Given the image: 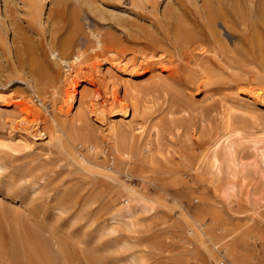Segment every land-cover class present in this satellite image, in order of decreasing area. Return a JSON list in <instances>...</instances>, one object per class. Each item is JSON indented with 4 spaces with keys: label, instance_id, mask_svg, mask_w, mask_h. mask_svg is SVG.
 Here are the masks:
<instances>
[{
    "label": "rangeland",
    "instance_id": "obj_1",
    "mask_svg": "<svg viewBox=\"0 0 264 264\" xmlns=\"http://www.w3.org/2000/svg\"><path fill=\"white\" fill-rule=\"evenodd\" d=\"M201 2L202 0H45L43 13L40 15L32 11L29 0H0V264H46V260L47 263L50 261L59 264L58 258L59 261L66 260L63 261L64 264H102V261L104 264H131L129 259L133 251L144 255L146 250L148 255H152V260L165 261L163 255L167 252L163 253L162 249L175 254L174 259L170 260L171 264H183L180 251L185 249L183 237L188 235L184 218L192 219L196 209L205 206L202 196L205 190L201 187L204 182L200 180V169H195L205 146H198L194 140L193 142L191 134L167 131L162 137L163 154H157L152 160L145 157V154L138 155L135 163V170L138 168V172L136 170L134 178L122 173L120 181L115 180V184L112 178H105L107 176L102 170L108 164V157L98 152L91 155V159L97 160L99 166L82 165L77 155L82 151L86 153V149H81L80 146L70 148L71 145L64 136L71 131V125L67 121L80 108L78 105L82 98L88 101L90 107L82 111L85 122L77 124V127H84V131L94 140L100 139L96 140L101 142V146L107 138L110 121L119 124L131 119V116H124L120 108L131 103L133 96L140 100L142 107L134 123L142 122L145 126L143 134L142 128L134 130L137 145L139 141L144 142L154 122L161 121L170 127L171 118L180 116L176 112L168 114L172 109V93L161 91L157 96H152L143 92V83L152 80V73L157 71L168 74L169 70H162L163 63L173 68L169 72L180 74V62H170L172 58L167 54V58L153 57L147 62L142 58L141 50L145 47L142 43L146 40L144 35L149 28L161 30L160 21L167 20L163 17V12L177 14L184 10L193 13ZM249 5L256 6L252 2ZM74 17L78 18V27L74 25ZM219 26L225 30L221 22ZM74 28L81 32L78 40L88 48L94 45L91 32H100L109 45L107 47L121 52L123 60H110L103 52L101 54L106 57H94V49L89 48L86 52L89 58L79 69L80 74L73 76V87H69L66 78L70 75L65 68L50 60L52 57L48 55V44L50 39L56 41V38L60 40L69 36ZM246 42L248 45L249 41ZM244 47L246 61L242 75L246 79L233 82L232 88L219 90L209 102L216 104V109L209 115L211 123L219 122V112L225 108L235 132L237 155L244 164L243 171L239 173L242 182L239 199L227 203L223 198L213 195L211 190H206L205 193H210L208 196L213 198V202L230 213L229 220L232 224L252 231L247 241L240 244V249L249 252L250 256L252 253L251 264H264V205L261 206L264 200V171L261 170L259 153L263 143L255 142L264 137V94L263 99L261 96V99L257 97L258 86L264 85V62L253 58L251 46ZM32 49L35 51L32 52ZM35 54L39 56V63ZM160 59L165 62L160 63ZM97 61L102 64L101 72L92 66ZM45 68L49 70L48 73ZM145 69L146 73L140 72ZM136 71L142 74H136ZM187 71L190 73L187 74ZM49 72H52L50 74L53 78H58L61 91L69 87L71 93H75L76 100L71 112L66 113V108H58L66 104L64 97L60 95L54 105L52 98L46 104H41L33 88L21 79L25 77L31 82L33 79L45 81V78L47 80L48 76L51 77ZM183 74L196 76L191 69H186ZM74 80L78 82L75 83ZM114 92L119 106L109 104L114 99ZM98 93H102V98L97 101ZM193 93L200 106L204 93ZM106 98V104H98ZM19 101L30 105L32 110L42 111L40 118H36L34 114H26L22 111L23 106L13 104ZM201 110L202 108H198L192 114L197 116ZM49 116L57 119L63 137L53 138L47 134L41 138L29 137V145L15 139L20 136L13 128L15 124H32L35 125L33 130L39 132L47 129ZM2 143L10 144L11 147H5ZM168 149L171 153L167 152ZM151 162L155 165H151ZM90 169L100 170L93 172ZM141 172L142 176H139ZM121 182H128V185L136 186L141 191L148 189L163 198L159 218H156L157 222L155 221L152 230L146 226L137 230L117 226L115 232L108 231L111 225L108 218L117 207L123 192L118 185ZM12 220L20 233L16 230L17 233L14 234ZM24 224L31 226L26 225L31 230L29 234L23 231L26 230ZM31 233L37 241L34 244H31ZM41 233L45 238H42ZM14 238L23 239L22 242H17ZM38 239L58 240L54 245L57 253L55 260L50 256L46 257L42 251L47 258L45 260L38 247ZM153 240L160 251L153 250L158 249L157 244L151 249L152 252L146 247H150L149 243ZM35 244L37 245L34 246ZM132 244L140 246L136 248ZM16 247L19 248L16 250ZM33 247H37L38 251ZM219 257V264L227 263L220 254Z\"/></svg>",
    "mask_w": 264,
    "mask_h": 264
},
{
    "label": "bare ground",
    "instance_id": "obj_2",
    "mask_svg": "<svg viewBox=\"0 0 264 264\" xmlns=\"http://www.w3.org/2000/svg\"><path fill=\"white\" fill-rule=\"evenodd\" d=\"M29 1L32 11L42 15L45 0ZM142 1L149 2L151 0ZM249 1L252 2L253 5L255 3L256 6L254 5V7H251V5H249ZM163 17L167 18V20L166 22H163V20L160 21V25H162L161 30H151L149 28L148 33L144 35L146 40L144 39L145 41L142 43V45L145 44L143 45L145 47L141 50L142 58L148 62V59L150 58L159 56L165 58L167 54L169 55V58H172L170 62H180V65H178L180 66V74L173 73V71L169 72L173 68L168 67L166 63H163L165 60L160 59L159 62L163 63L162 70H169L168 74L164 75L162 74V71L152 73L153 79L143 83V92L151 94L152 96H157L158 92L162 91L168 93V91H170L173 95V102L170 106L172 109L168 111V114L172 115L176 112L180 116L177 118H171L170 123L172 125L170 127L161 121L154 122L150 131L147 133L144 142L142 143L141 141L142 145L140 141L137 145L134 130L142 128L141 133L143 134L145 132V126L142 122L134 123L135 118L140 115L142 107L140 100L133 96L131 98V103L121 106L122 108L119 107L122 110V114L124 116H131V119L127 122L123 121L119 124L114 121H110L108 124L107 138L103 140L104 145L101 146V142L99 141L100 143H98L96 140L98 138H95L94 140L87 132L84 131V127H77V124L85 122L84 112L82 111L84 109L88 110V107H90L88 101L82 98L79 100L78 106H80V108L69 119L70 121H67L69 122V126L71 125V131H66L68 133L66 135L64 134V137L66 138L65 140L71 145L70 148L80 146L81 149H86V153L83 151L81 153L79 151L81 154L77 155L81 164L83 163L89 167L99 166L100 164L96 162L97 160L95 161V159H91V155L93 156V154H97L98 152H101L105 157H108V164L102 167L104 168L102 169L104 170L103 173L107 176L104 177L112 178L113 181H120L122 173L134 178L135 172L138 169L136 168L135 170V163L136 159H138V155L145 154V157L152 160L157 154L162 153V137L166 135L167 131L170 133L181 134L184 132V134H191L192 141L194 140L198 146H205L204 152L200 155L199 162L195 168L196 170L200 169V180L204 182L201 187L205 190V192L206 190H211L213 195L223 198L227 203L228 201L232 202L234 200H238L242 183L239 179V173L243 171L244 164L240 161L237 155L236 141L234 139L235 132L231 127V120L229 119L227 112H225V108L219 112V122L217 124L211 123L209 115L216 109V104H209V102L214 99V96L219 90L232 88L234 84L233 82H238L245 78V75H242L244 74L242 68L244 67L246 61V48L244 46H251V55L253 58L264 62V0H202L200 7L193 13L184 12V10H181L180 13L177 14H173L172 12H163ZM219 22L224 25L225 30L219 26ZM74 25L79 26L77 17H74ZM78 30V28H74L72 32H69V36H67V34V37H61L62 39L60 40H57L56 38V41H51L50 39L48 44V55L49 57H52L50 60H52V62L54 61L56 65L65 68L70 75L66 78L68 80L67 83L69 87H73L74 77H77L80 74L79 69L89 58H87L86 54L89 48L94 49V57L100 58L102 55L101 53L103 52L105 55L107 54L110 60H119V62L123 60L121 52L115 48L107 47L109 45L105 43V39L102 37L100 32L92 31L91 35L93 36L94 45L89 48L84 47L85 43L82 44L83 42L78 40L79 35L81 34ZM140 39V41H142V38ZM246 40L249 41L248 45ZM33 51L35 50L32 49V52ZM43 53L45 54V52ZM103 56L104 54L101 57ZM140 56L141 55H139V57ZM35 57L38 61L39 56H36L35 54ZM139 65H141V67L144 66L143 64ZM92 66L101 72L100 67L102 64L100 62H94ZM186 69L193 70V73L196 76H193V74H191L192 76H185L183 71H186ZM35 70L37 69L35 68ZM46 71L48 73L49 70L46 69ZM42 72L43 75H45L44 71ZM140 72L144 74L147 72V69ZM140 72L136 71L135 73L142 74ZM152 72H154V70H152ZM47 73L46 75H48ZM50 73L52 72H49V75H51ZM186 73L189 74L190 72L187 71ZM21 79L25 80V82L33 88V91L36 93L41 104H46V101L52 98L54 105V102L57 101L60 95L64 97L63 100L65 101L66 106L60 105L58 108L60 110H65L66 108V113L72 111L73 103L76 100L75 93H71V88L69 87H67L64 91H61L58 87V78H53L51 75V77L48 76L47 80L45 78V81H40L39 79H35L34 81L33 79L32 82L31 80L28 81L25 77ZM129 79H131V77H129ZM74 82L77 83L78 80H74ZM74 91H76V89H74ZM195 91H201L204 93L203 100L200 101L202 102L200 106L198 105L199 101L195 99V94L193 93ZM263 94L264 85L260 87L258 86L257 97L261 96L263 99ZM99 98H102V93L97 94L96 100L98 101ZM152 101L154 100L152 99ZM117 102L116 92H114V99L109 104L110 106H119ZM106 103L107 98L98 102L99 105ZM13 104L23 106L22 111L26 114H34L36 118H38V116L40 118L42 111L39 109L32 110L30 105H26V103L22 101L15 102ZM198 108H202L200 114L197 116L193 115L192 113L196 109L198 110ZM48 120L50 123L48 122L49 125L47 126V129L39 130L40 133L33 130L35 125H22L20 123L15 124L13 128L20 134V136L15 137V139L24 145H29V137H33L34 139L35 137L41 138L42 135L44 136L46 134L51 137L53 136V138L62 136L60 133L61 131L58 128L57 119L54 116H51ZM62 125H64V123ZM61 139L62 138H60V141ZM260 141L263 143L259 152L260 161L262 162L261 170L264 171V137L255 140V142ZM2 144L3 146L5 145V147H11L10 144ZM67 148H69V146ZM167 152L171 153L169 149ZM97 156H95V158ZM139 158L141 157L139 156ZM151 165L155 164H152L151 162ZM92 171H97V169ZM139 176H142V172ZM116 181L113 183L117 184ZM127 183L121 182L118 184L119 188L121 186L123 192L121 191L122 194L120 195L119 202H117V207H114L115 209L108 218L111 223L108 227V231L115 232L117 230V226H125L130 230H137L141 227L145 228L146 226L148 229L152 230V227H154L157 222L156 218L157 220L159 218L160 206L163 205V198L155 192H150L148 189L141 191L136 186H131ZM111 185L113 186V184ZM111 185H109V188H111ZM111 191L109 193H112ZM205 192L202 194L205 200V206L196 209L192 215V219H187V217L184 218L186 224L185 231L188 235L183 237L185 249L180 251V258H182L183 264H192V262L194 264H219V254L226 259V264H251L250 260L252 258L250 259V257L252 256V253L250 256L249 252L241 251L240 244L247 241V239L251 236L250 234L252 231L244 230L242 226H235L232 224L229 220L230 213L228 211H224L220 205L217 206V202L214 203L213 198L208 196L210 193L208 192L209 194L207 195ZM114 196H116V194ZM263 205L264 200L261 203V206ZM257 209L258 208L254 210L255 213ZM12 223L15 227L13 228L15 231L13 232L16 234L17 231H19L17 229L18 227L16 228L15 221L12 220ZM26 225L24 224L23 227H25L26 230L23 229V231L30 233L31 230L29 231V227L27 229V226L30 225ZM18 233H20V231ZM30 235V237L34 240L35 237L32 233ZM41 236L42 238H45L42 233ZM14 239L17 242H22L21 239L23 238L20 240H18L19 238L17 240L16 238ZM33 240L31 244L37 242L36 240ZM154 240L151 241L153 243H149L150 247L149 245L146 246L151 252V249H153L155 244H157L154 243ZM39 243L40 246L38 247L41 250H39L41 254H43V251L45 256H50L55 260L57 253H55L56 250H54V245L58 243V240L47 241V239H41L39 240ZM36 245L37 244L34 246ZM131 246H137L136 248H138L140 244H132ZM18 248L19 247H16V250ZM33 248L37 249V247ZM157 248L158 249L154 248L153 250L160 251L159 246ZM131 249L134 250L133 248ZM62 251L64 252V250ZM62 251L61 253L63 254ZM162 251L163 253L167 252L163 255V259H166L165 261L152 260V255H148L146 250L144 255L137 254V251H135V254L133 251L131 258L129 259V263L171 264L170 260L174 259L173 257L175 254L171 253L169 250L162 249ZM40 252H38L39 255H41ZM60 256L59 257L63 259L61 254ZM46 259L47 258H45V260ZM58 259L57 263L59 262V264L61 262V264H64L66 261L63 259V262ZM102 262V264L105 263L104 261ZM45 263L49 264L51 262L49 261L47 263L46 260ZM92 264L94 263L92 262Z\"/></svg>",
    "mask_w": 264,
    "mask_h": 264
}]
</instances>
